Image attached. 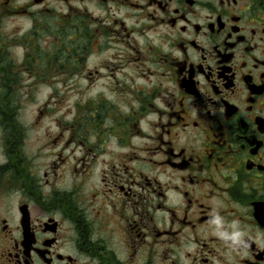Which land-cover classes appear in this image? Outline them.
<instances>
[{"label": "flooded vegetation", "instance_id": "1", "mask_svg": "<svg viewBox=\"0 0 264 264\" xmlns=\"http://www.w3.org/2000/svg\"><path fill=\"white\" fill-rule=\"evenodd\" d=\"M41 45L81 83L64 190L8 100ZM0 264H264V0H0Z\"/></svg>", "mask_w": 264, "mask_h": 264}, {"label": "rangeland", "instance_id": "2", "mask_svg": "<svg viewBox=\"0 0 264 264\" xmlns=\"http://www.w3.org/2000/svg\"><path fill=\"white\" fill-rule=\"evenodd\" d=\"M4 27L5 39L16 44L19 42V36L15 33L28 32L30 29L28 23L21 19L8 20L5 22ZM67 35L71 38L69 42L71 40L74 42L79 41L78 38L72 37L71 31L59 34L61 38ZM63 41L64 39L60 42ZM20 42L22 41L20 40ZM39 51L43 61L38 67L33 64L32 68V64H29V68L32 69L27 67V70L38 73L33 77L38 76L43 80L30 81L32 75L28 71L22 72L21 97L16 99L11 97L8 100L19 107L17 124L22 134L20 148L22 156L26 159V164L30 166L33 173L37 174L39 179L42 178V173L45 170L56 164L59 177H63L62 180L57 182V185H59L60 190H64L70 185L67 175L70 174V167L72 166L69 162L62 164L61 160H67L65 155L68 154V146L71 148L72 145V133H77L76 130H72V127H76L75 123L80 114L78 90L81 83L78 81L54 82L52 80L54 77L51 75L53 73H49L48 70L52 69L54 64L50 62L54 60L51 55L57 51L43 45L40 46ZM62 51L63 47L58 49L59 53ZM74 54L70 60L77 57L76 53ZM47 62L51 63L50 67L46 66ZM92 63L93 60L89 62L91 66ZM86 97L88 98V96Z\"/></svg>", "mask_w": 264, "mask_h": 264}]
</instances>
